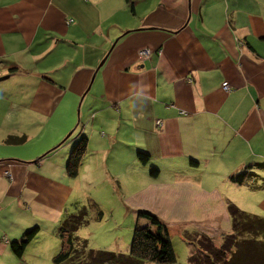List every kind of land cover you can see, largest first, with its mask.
<instances>
[{
  "label": "crops",
  "instance_id": "1",
  "mask_svg": "<svg viewBox=\"0 0 264 264\" xmlns=\"http://www.w3.org/2000/svg\"><path fill=\"white\" fill-rule=\"evenodd\" d=\"M254 162H264V0H0V258H15L10 243L27 229L56 228L82 184L105 200L137 168L148 182L137 211L161 216L187 200L213 220L228 210L220 184L229 204L263 217L264 190L229 180Z\"/></svg>",
  "mask_w": 264,
  "mask_h": 264
},
{
  "label": "trees",
  "instance_id": "2",
  "mask_svg": "<svg viewBox=\"0 0 264 264\" xmlns=\"http://www.w3.org/2000/svg\"><path fill=\"white\" fill-rule=\"evenodd\" d=\"M26 140V137L10 136L5 143L20 145ZM67 140L68 138L57 148ZM87 151L88 139L82 137L74 144L65 167L69 178H78ZM138 160L143 165H148L151 156L140 150ZM159 175L157 168L150 169L152 178L157 179ZM229 180L234 185L245 186L252 191L264 190V162L247 164L231 174ZM92 211L96 212L98 220L103 218L102 209L92 199H87L86 205L77 204L75 212L66 211L57 231L61 246L53 258V264H177L168 226L147 210L136 212V228L128 255L89 249L88 242L79 238L77 232L90 223ZM228 212L232 222V234L224 237L221 248L215 247L209 238L205 237L204 240L202 237L201 251L206 262L203 263V260L193 254L189 264H264V217L247 213L234 204L228 205ZM41 233L40 226L36 225L27 229L19 239L13 240L10 250L14 257L23 260L30 245L41 239Z\"/></svg>",
  "mask_w": 264,
  "mask_h": 264
},
{
  "label": "rangeland",
  "instance_id": "3",
  "mask_svg": "<svg viewBox=\"0 0 264 264\" xmlns=\"http://www.w3.org/2000/svg\"><path fill=\"white\" fill-rule=\"evenodd\" d=\"M145 50H147L149 54L142 52L140 57L143 60L150 58L151 54V50ZM143 172L144 171L139 168L134 169L129 177L126 178V181H120V189L111 185L109 191L106 192V197L104 196L105 200H94L91 198L99 204L103 211V218L98 220L96 212L92 211L90 213V223L77 232L79 238L88 242L89 249L125 255L130 253L136 228L135 223L137 222L136 211L140 209L137 204L144 200L142 190L148 185L147 179H143L145 176V172ZM6 176L12 179V175L9 173H7ZM208 185V183H203V187L205 188H208ZM213 186L215 189H218L216 191V202L221 200L224 207H228L227 194L230 195V199H232V196H234L233 190L229 191L220 184ZM82 187L83 188H79V198L76 196L77 191L74 194L71 212L76 211L77 204L75 201H77V199L81 200L82 205L87 204L88 198L86 195H90L86 193L88 190L84 189L85 186L83 184ZM180 199L181 196L177 199L169 196L165 201L166 203H176L178 200L180 201ZM186 202L187 200L181 201L179 203L182 207L178 209L177 207L176 209L170 207L167 210H163L161 216H158L169 228L171 240L177 256V264H189L193 254H196L204 263L206 262V257L203 256V252L201 251L200 241L203 238L205 240L206 237L212 241L215 247L221 248L224 244V237L232 234L231 218L228 210H222L221 214H216L212 220L211 217L207 218L208 215L206 214L203 215L199 214V212L194 213L188 210L185 205ZM260 203L261 198H255L253 205L257 207L260 206ZM232 204L236 205L233 201ZM191 213L194 215H191ZM210 221H212V223ZM59 226L60 224L55 228L51 223H48L43 229L45 236L41 237L36 245L34 243L30 246L28 255H25L23 260H17L9 256L4 259L0 258V264H53V258L60 251L61 246L57 233Z\"/></svg>",
  "mask_w": 264,
  "mask_h": 264
},
{
  "label": "built area",
  "instance_id": "4",
  "mask_svg": "<svg viewBox=\"0 0 264 264\" xmlns=\"http://www.w3.org/2000/svg\"><path fill=\"white\" fill-rule=\"evenodd\" d=\"M143 52H145V54H149V52L147 51V50H145V51H143ZM223 88H224V90H226V91H229L230 90V86H229V84L228 83H225L224 85H223ZM157 124L158 125H161V122H157Z\"/></svg>",
  "mask_w": 264,
  "mask_h": 264
},
{
  "label": "water",
  "instance_id": "5",
  "mask_svg": "<svg viewBox=\"0 0 264 264\" xmlns=\"http://www.w3.org/2000/svg\"><path fill=\"white\" fill-rule=\"evenodd\" d=\"M105 61H106V58L103 60V62L101 63V65L99 66V68H98V70L101 68V67H103L104 66V64H105ZM93 80H94V78H93ZM89 91V90H88ZM70 137V136H69ZM68 137V138H69Z\"/></svg>",
  "mask_w": 264,
  "mask_h": 264
}]
</instances>
